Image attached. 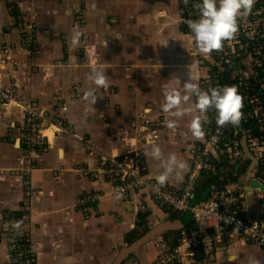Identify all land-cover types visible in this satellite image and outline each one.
<instances>
[{"label":"crops","instance_id":"0c3cea01","mask_svg":"<svg viewBox=\"0 0 264 264\" xmlns=\"http://www.w3.org/2000/svg\"><path fill=\"white\" fill-rule=\"evenodd\" d=\"M76 18L83 22L77 24ZM32 22L37 25V41L33 48H28L25 37ZM245 23L251 30L264 34L260 25L255 26L248 20ZM182 25L177 0H0L1 84L21 83L23 88L19 94L38 97L50 116H54L58 101L68 100L74 86L83 99L90 89H95L98 97L94 105L83 100L70 102L65 122L73 127L74 136L53 137L50 147L33 157L23 145L24 115L19 105L0 99V220L8 212L20 215L22 174L17 175L15 169L26 166L29 161L34 168L30 174L32 184L41 192L31 201L29 213L33 217L23 228L31 236L36 264H108L121 246L130 244L127 239L135 227L137 213H148L149 229L160 222L180 221L185 217L186 213L175 212L140 190L125 194L114 191L113 181L95 173L100 158L77 146L79 142L74 139L89 137L102 154L116 147H122L125 153H134L140 160V172L155 181L163 168L162 161L154 159L151 152L154 146H159L162 159L174 154L178 161L185 162L186 166L177 168L163 185L181 189L188 160L206 138L204 135L197 139L190 129L191 120L197 115L194 96L182 103L181 109H190L183 116L175 117L162 110L165 90L175 88L184 94L185 82L200 85L206 74L205 69L191 66L189 57L193 51L205 53ZM74 31L83 33L75 46L72 44ZM238 38L245 39L241 34ZM6 56L19 61L13 71L5 67ZM244 60L251 64L248 59ZM230 65H225L220 72V87L230 82L227 79L228 72L232 71ZM93 68L106 71L109 87L97 88L88 79ZM243 71L257 79L255 71L251 74L241 66L231 76L232 86ZM104 91L112 92L105 115L101 117ZM145 117L153 125L148 134L139 127ZM170 119L176 121L175 128L167 127ZM232 130L233 135L223 141L224 153L212 151L210 160L218 167L213 173H204L199 180L197 200L208 196L209 182L219 187L239 183L242 211L259 215L264 210V199L257 196L251 178L248 181L244 178L248 164L241 163L245 160L243 139L250 152L261 158L258 150L250 146L247 134ZM251 131L254 133L250 135H259L257 130L251 128ZM260 136L257 139L263 146L264 135L262 140ZM237 163L238 176L230 182ZM210 177L225 182H212ZM88 194L98 197L87 218L73 204ZM127 195L131 202L122 201ZM190 226L191 219L185 227L189 230ZM185 227L157 235L121 264H149L158 256L154 242L162 240L172 244V238L186 231ZM168 231L171 233L167 237H160ZM254 260L264 264V248L237 237L217 243L210 256L197 253V264H251ZM0 264H10L2 236Z\"/></svg>","mask_w":264,"mask_h":264},{"label":"built area","instance_id":"2783aa9c","mask_svg":"<svg viewBox=\"0 0 264 264\" xmlns=\"http://www.w3.org/2000/svg\"><path fill=\"white\" fill-rule=\"evenodd\" d=\"M177 3L184 31L193 40L188 21L199 18L196 5L200 3V0H187V2L177 0ZM247 20L255 26L260 25L264 31L263 1H255L251 12L238 18V31L232 39L224 41L222 50L204 55L193 51L189 59L194 69L206 70V74L200 81V87L203 90L220 87V72L225 65H233L240 59H248L251 62L257 79H253L247 71H243L236 76L234 82L238 94L243 99L242 117L239 123L264 135V34L251 30L245 23ZM82 22L83 19L76 18L77 24ZM36 28L35 22L29 25L25 37V45L28 48H33L37 41ZM240 34L245 37L244 40L238 38ZM2 44L6 47L5 41H2ZM18 63L19 61L11 56L5 57L4 64L7 69L13 71ZM22 88V84L18 82L9 85L0 83V99L4 103L12 102L19 105L24 115L23 145L30 157L46 151L52 144L51 139L57 135L74 136L73 127L65 122L69 112V103L80 100L87 103L77 86L73 87L68 100L58 101L54 116L46 113L38 97L20 95L19 91ZM113 90L117 92V89ZM111 92L104 91L101 94L105 100L104 107L99 111L101 117L105 115V106L110 103L109 94ZM207 116L208 121L203 125L205 141L188 160V170L181 189L159 186L157 181L140 172L139 157L134 153H125L122 147H116L112 152L102 154L89 137L74 138L81 144V147L100 158L95 173L113 181L114 191L125 194L128 191L140 190L157 203L175 212H189L191 219L189 230L180 231L178 242L174 244L156 240L154 244L157 247L158 256L149 264H197L198 252L206 257L210 256L217 243L236 237L264 248V210L259 215L242 211L239 201L241 196L238 190L239 183H234L230 187H219L209 182L208 196L197 200L199 180L204 173H213L218 167L210 160L212 151L223 154V141L233 135L232 128L239 131L238 124L237 127H231L232 124L219 127L216 123L214 109L209 110ZM139 127L144 134L150 133L153 130L151 119L145 117ZM249 133H247V138L250 146L258 150V156L264 163V148L257 139L259 135L252 136ZM25 164L26 166L15 169L17 175L22 174L23 195L20 215L8 212L0 220V236L5 240L10 264H36L37 262L31 236L23 225L32 220L33 215L29 213L30 203L40 195L41 190L32 184L30 174L34 169L33 166L29 161ZM255 191L259 199L263 200L264 191L257 187ZM97 197V194L82 195L74 202L73 207L81 208L83 215L88 218L91 215V206L97 201Z\"/></svg>","mask_w":264,"mask_h":264},{"label":"clouds","instance_id":"9594fccd","mask_svg":"<svg viewBox=\"0 0 264 264\" xmlns=\"http://www.w3.org/2000/svg\"><path fill=\"white\" fill-rule=\"evenodd\" d=\"M254 3L255 0H200V3L196 5L199 10V18L188 21L194 44L206 54L222 50L224 41L232 39L238 31V18L249 14ZM82 35L83 33L80 31L72 33L74 46L80 43ZM88 79L97 88L109 87V76L103 68H93ZM193 96L196 98L194 108L197 115L191 120L190 129L197 139L205 135L203 125L208 121L209 110H215L216 123L219 127H224L227 124H239L242 117L243 99L235 86L203 90L199 83L185 82L184 94L175 88L165 90V103L162 105V110L175 117L183 116L190 109H181V105L188 102ZM97 98L95 89L84 93V100L90 105H94ZM174 109L176 111H173ZM176 126L175 120L170 119L167 123L169 128ZM151 155L154 159L162 161L163 171L156 178L159 186L165 185L177 168L183 169L186 166L185 162L178 161L174 154L168 156L167 159H162L159 146L152 148ZM251 264H259V262L254 260Z\"/></svg>","mask_w":264,"mask_h":264},{"label":"water","instance_id":"95a60500","mask_svg":"<svg viewBox=\"0 0 264 264\" xmlns=\"http://www.w3.org/2000/svg\"><path fill=\"white\" fill-rule=\"evenodd\" d=\"M241 66H244L251 74H254L253 66L250 63H248L246 60L240 59L233 65H230L232 71L228 72L227 79L230 82H228L227 86H232L231 80H230L231 76L234 73H238ZM242 147H243V154L245 156V160H243L241 163L248 164V169L246 171V174L244 175V178L247 181L251 178L250 179L252 180L251 184L255 185L256 187L258 186L260 190L264 191V182L261 179V177L258 175L259 173H258L257 167L259 165V160L255 156V154H252L250 152L245 139H243ZM237 168H238V163L233 167L235 171H234L233 177L229 180L230 182H233L234 180H236L238 176ZM209 181L220 183V184L225 182V180H216L213 177H210ZM122 201L131 202L132 199L127 195L126 197L122 198ZM189 219H190L189 212H186L185 217L181 219L180 221H166V222H160L154 225L144 235H142L141 237H139L138 239H136L129 245L121 246L118 253L112 258V260L108 264H121L129 254H134L135 252H137L141 248V246H143L145 243H147L151 239H154L157 235L169 229L178 230V229L184 228L186 225V222Z\"/></svg>","mask_w":264,"mask_h":264},{"label":"trees","instance_id":"16d2710c","mask_svg":"<svg viewBox=\"0 0 264 264\" xmlns=\"http://www.w3.org/2000/svg\"><path fill=\"white\" fill-rule=\"evenodd\" d=\"M238 129H239L240 132H243L244 134H247V133H249L251 131V129L247 128L245 125H242L241 123L238 124ZM251 133H254V132L251 131ZM259 136H260V140H262V137H263L262 133L259 134ZM239 147H241V146L239 145ZM258 173H259L258 175L264 181V169L262 170V172H258ZM147 214H148L147 212H139V213H137L135 227L130 232V235H129L128 239H127L128 243L133 242L134 240H136L137 238H139L140 236H142L143 234H145L148 231L149 226L147 225V220H146ZM185 228H187V227H185ZM185 230L187 231L188 228L185 229ZM169 233H171V231H168V232L160 235V237L161 238H165V237H167V235ZM178 239H179L178 236L177 237L175 236L174 238H172L174 243H177Z\"/></svg>","mask_w":264,"mask_h":264},{"label":"flooded vegetation","instance_id":"af4514ba","mask_svg":"<svg viewBox=\"0 0 264 264\" xmlns=\"http://www.w3.org/2000/svg\"><path fill=\"white\" fill-rule=\"evenodd\" d=\"M259 160V165H258V172H262V170L264 169V164H263V162H262V160L261 159H258Z\"/></svg>","mask_w":264,"mask_h":264},{"label":"bare ground","instance_id":"6f19581e","mask_svg":"<svg viewBox=\"0 0 264 264\" xmlns=\"http://www.w3.org/2000/svg\"><path fill=\"white\" fill-rule=\"evenodd\" d=\"M76 145H77V146H79V145H81V144H79V143H76Z\"/></svg>","mask_w":264,"mask_h":264},{"label":"rangeland","instance_id":"374dc122","mask_svg":"<svg viewBox=\"0 0 264 264\" xmlns=\"http://www.w3.org/2000/svg\"><path fill=\"white\" fill-rule=\"evenodd\" d=\"M263 139V138H262ZM264 146V144H262ZM36 198V197H35ZM127 261V260H126Z\"/></svg>","mask_w":264,"mask_h":264}]
</instances>
